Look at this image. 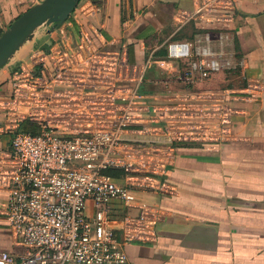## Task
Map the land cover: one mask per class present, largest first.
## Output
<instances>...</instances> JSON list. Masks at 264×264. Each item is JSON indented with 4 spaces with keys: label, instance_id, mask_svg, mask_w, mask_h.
Returning <instances> with one entry per match:
<instances>
[{
    "label": "built area",
    "instance_id": "obj_1",
    "mask_svg": "<svg viewBox=\"0 0 264 264\" xmlns=\"http://www.w3.org/2000/svg\"><path fill=\"white\" fill-rule=\"evenodd\" d=\"M77 6L84 18L101 12L95 0ZM235 16V0H191L190 9L175 12L164 40L139 44L141 63L130 62L126 45L104 49L101 35L78 18L47 27L57 39L30 50L27 63L10 70L11 89L0 92V134L8 136L0 147L3 213L23 248L18 256L1 252L0 264H127L125 246L157 241L163 210L138 205L137 193L166 194L162 178L176 146L221 142L235 114L230 102L264 90L248 79L236 94H171L170 82L192 87L243 70L230 29ZM151 70L163 92H141ZM171 101L183 107L165 116L160 106ZM108 169L123 176L114 179Z\"/></svg>",
    "mask_w": 264,
    "mask_h": 264
},
{
    "label": "crops",
    "instance_id": "obj_2",
    "mask_svg": "<svg viewBox=\"0 0 264 264\" xmlns=\"http://www.w3.org/2000/svg\"><path fill=\"white\" fill-rule=\"evenodd\" d=\"M40 1L0 0V31ZM95 1L101 5L99 14L84 18L75 10L66 21L78 18L81 25L98 32L106 50L126 45L133 63L144 59L140 43H160L171 31L175 12L191 8V0ZM235 8L231 31L235 49L244 60L243 70L220 73L192 87L170 82L171 94L191 99L204 94L220 97L226 91L236 94L248 79L259 80L264 88V0H235ZM77 29L73 23L71 30ZM192 29L187 27L180 37H187ZM51 36L45 28L29 48H35V43L46 46ZM11 65L0 70V84L6 81ZM4 86L2 93L11 89V84ZM172 101L160 106L165 116H174L183 107L182 102ZM230 105L235 114L224 140L209 146L177 145L173 165L162 178L168 192L137 193L138 205L158 206L163 213L155 243L125 246L127 264H264V90L256 99L233 100ZM7 146L8 136L0 134V147ZM6 199L7 194L0 191V253L18 256L23 248L15 243L4 217Z\"/></svg>",
    "mask_w": 264,
    "mask_h": 264
},
{
    "label": "water",
    "instance_id": "obj_3",
    "mask_svg": "<svg viewBox=\"0 0 264 264\" xmlns=\"http://www.w3.org/2000/svg\"><path fill=\"white\" fill-rule=\"evenodd\" d=\"M81 0H41L16 18L0 35V70L31 42L39 28L61 25Z\"/></svg>",
    "mask_w": 264,
    "mask_h": 264
},
{
    "label": "trees",
    "instance_id": "obj_4",
    "mask_svg": "<svg viewBox=\"0 0 264 264\" xmlns=\"http://www.w3.org/2000/svg\"><path fill=\"white\" fill-rule=\"evenodd\" d=\"M24 13V12H23ZM23 13H21V14H23ZM20 14V15H21ZM74 14V13H73ZM19 15V16H20ZM18 16V17H19ZM17 17V18H18ZM52 26H54V27H58L59 25L58 24H54V25H52ZM61 26V25H60ZM59 26V27H60ZM200 27H202V28H204V29H208V30H219V29H223V30H226V29H228V28H222V27H220V26H212V25H204V26H202V25H195L194 26V28L195 29H198V28H200ZM231 29V28H230ZM2 32H3V30H1L0 31V35L2 34ZM49 35H52L51 36V38H50V43H52V42H54L56 39H57V36L55 35V34H49ZM49 43V44H50ZM49 44H47L46 46H35V48L34 49H36V48H38V49H44V50H46L47 48H48V46H49ZM22 63H27V58H24L22 61H21ZM19 64L17 63L16 64V66H18ZM9 85V87H10V73L9 74H7V77H6V81L4 82V83H1L0 84V92H2L3 91V88H5V86L4 85ZM141 92L142 93H147L146 91H144L143 90V88L141 89ZM24 131H28L29 130V128L27 127V126H23V128H22ZM104 174H106V175H108V176H110V177H112V178H114V179H119V178H121L122 176H123V172L121 171V170H115V169H108V170H106V171H104ZM124 210H122V211H118L117 212V214L114 216V217H116V216H119V217H122L123 215H124ZM114 215V214H113Z\"/></svg>",
    "mask_w": 264,
    "mask_h": 264
},
{
    "label": "rangeland",
    "instance_id": "obj_5",
    "mask_svg": "<svg viewBox=\"0 0 264 264\" xmlns=\"http://www.w3.org/2000/svg\"><path fill=\"white\" fill-rule=\"evenodd\" d=\"M72 15H73V13L69 17H72ZM46 29H47V27H46ZM43 30H45V27L39 28L37 30L36 34L38 35L39 33L43 32ZM31 42H33V41H31ZM31 42L26 43L24 45V47L13 57V59L9 61V63L13 64L11 66H16L14 64L17 62L18 58L21 55H23L26 52L27 49H30L29 47L31 46ZM36 44L37 43L34 44V47L37 46ZM32 49H34V48H32ZM32 49H30V50H32ZM9 63L7 65H9ZM7 65L4 66V68H6ZM158 77H159V73L157 71H155V70L147 72V79L145 81L144 86L142 87L143 90L146 91V92H152V91L161 90L160 86L158 85V82H159L158 81V79H159Z\"/></svg>",
    "mask_w": 264,
    "mask_h": 264
}]
</instances>
